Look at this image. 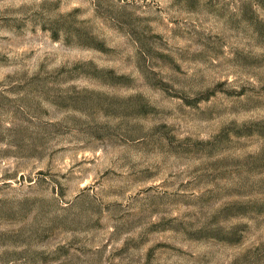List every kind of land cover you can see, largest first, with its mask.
<instances>
[{"label": "rangeland", "instance_id": "obj_1", "mask_svg": "<svg viewBox=\"0 0 264 264\" xmlns=\"http://www.w3.org/2000/svg\"><path fill=\"white\" fill-rule=\"evenodd\" d=\"M0 264H264V0H0Z\"/></svg>", "mask_w": 264, "mask_h": 264}]
</instances>
